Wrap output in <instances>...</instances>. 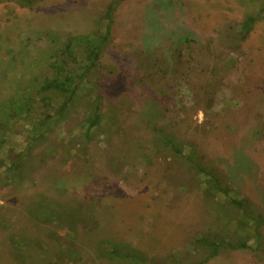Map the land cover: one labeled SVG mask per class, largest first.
Listing matches in <instances>:
<instances>
[{
    "label": "rangeland",
    "instance_id": "rangeland-1",
    "mask_svg": "<svg viewBox=\"0 0 264 264\" xmlns=\"http://www.w3.org/2000/svg\"><path fill=\"white\" fill-rule=\"evenodd\" d=\"M0 264H264V0H0Z\"/></svg>",
    "mask_w": 264,
    "mask_h": 264
},
{
    "label": "trees",
    "instance_id": "trees-1",
    "mask_svg": "<svg viewBox=\"0 0 264 264\" xmlns=\"http://www.w3.org/2000/svg\"><path fill=\"white\" fill-rule=\"evenodd\" d=\"M65 79L62 80V78H54L53 81H49L48 86H54L56 89L62 92H68V98L64 102V105L68 104V101L74 96L75 94V88H70V79L69 75L64 77ZM53 84V85H52Z\"/></svg>",
    "mask_w": 264,
    "mask_h": 264
}]
</instances>
